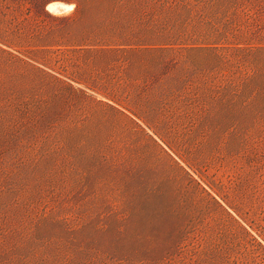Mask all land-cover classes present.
Here are the masks:
<instances>
[{
    "label": "rangeland",
    "instance_id": "obj_1",
    "mask_svg": "<svg viewBox=\"0 0 264 264\" xmlns=\"http://www.w3.org/2000/svg\"><path fill=\"white\" fill-rule=\"evenodd\" d=\"M128 2L0 0V264H264V127L166 113L129 77L169 56L98 52L159 25Z\"/></svg>",
    "mask_w": 264,
    "mask_h": 264
},
{
    "label": "trees",
    "instance_id": "obj_2",
    "mask_svg": "<svg viewBox=\"0 0 264 264\" xmlns=\"http://www.w3.org/2000/svg\"><path fill=\"white\" fill-rule=\"evenodd\" d=\"M73 1L78 13L86 11L89 0ZM128 1L144 14L150 4L156 5L158 10L151 17L159 25L138 34L124 30L98 33L100 42L93 46L108 48L98 52L145 51L169 56L166 61L155 60V73L145 70L129 77L133 81H144L151 74L158 78L166 113L207 122L221 114L227 128L264 127V35L261 40L257 34L261 29L256 26L254 31L251 25V20L261 16L264 5L260 0ZM163 68L167 72L157 73ZM185 248L177 245L180 253Z\"/></svg>",
    "mask_w": 264,
    "mask_h": 264
},
{
    "label": "bare ground",
    "instance_id": "obj_3",
    "mask_svg": "<svg viewBox=\"0 0 264 264\" xmlns=\"http://www.w3.org/2000/svg\"><path fill=\"white\" fill-rule=\"evenodd\" d=\"M60 6H62V5L57 4V3H54V4H51V5L49 6L48 9H49V11H51V12L60 13V12H59V9L61 8ZM73 8H74V6H71V5H68V6H67V9H68L69 11H71Z\"/></svg>",
    "mask_w": 264,
    "mask_h": 264
},
{
    "label": "water",
    "instance_id": "obj_4",
    "mask_svg": "<svg viewBox=\"0 0 264 264\" xmlns=\"http://www.w3.org/2000/svg\"><path fill=\"white\" fill-rule=\"evenodd\" d=\"M60 5H62V6H60L61 8L59 9V12H60L59 14H63V13L65 14V13H68L69 12V10L67 9V6L68 5H64V4H60Z\"/></svg>",
    "mask_w": 264,
    "mask_h": 264
}]
</instances>
